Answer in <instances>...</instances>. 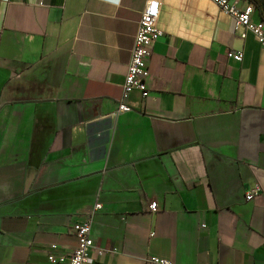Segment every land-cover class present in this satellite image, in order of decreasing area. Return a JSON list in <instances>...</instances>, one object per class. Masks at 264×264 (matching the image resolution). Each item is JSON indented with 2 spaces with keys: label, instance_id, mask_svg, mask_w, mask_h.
I'll return each instance as SVG.
<instances>
[{
  "label": "crops",
  "instance_id": "0c3cea01",
  "mask_svg": "<svg viewBox=\"0 0 264 264\" xmlns=\"http://www.w3.org/2000/svg\"><path fill=\"white\" fill-rule=\"evenodd\" d=\"M147 1L0 0V264L68 255L96 203L90 264H264V48L156 0L148 96L111 116Z\"/></svg>",
  "mask_w": 264,
  "mask_h": 264
},
{
  "label": "built area",
  "instance_id": "2783aa9c",
  "mask_svg": "<svg viewBox=\"0 0 264 264\" xmlns=\"http://www.w3.org/2000/svg\"><path fill=\"white\" fill-rule=\"evenodd\" d=\"M210 1L222 12L229 15L233 19L236 27H242L245 33H251L259 45L264 48V20L258 22L252 21L254 6L250 1L243 8H240L236 2H231L230 0ZM158 17L159 2L156 0H148L141 12L137 30L133 37V45L122 84L120 102L118 103L116 111L111 116L131 111V108L124 102L131 92L139 91L143 99L148 96V63L155 41L163 35V32L158 27ZM242 37H245V34ZM229 57H233L239 62L242 60L241 52L231 51L229 52ZM257 191L247 194L246 199H251ZM149 207L151 211L156 210L154 205H150ZM101 208V204L96 203L91 213L85 219L73 223L72 230L77 240L75 248L65 256L55 257L49 255L48 262L50 264H90L91 258L89 254L93 248V240L90 234L91 223L95 212ZM149 261L153 264H171L168 260L155 257L150 258Z\"/></svg>",
  "mask_w": 264,
  "mask_h": 264
},
{
  "label": "trees",
  "instance_id": "16d2710c",
  "mask_svg": "<svg viewBox=\"0 0 264 264\" xmlns=\"http://www.w3.org/2000/svg\"><path fill=\"white\" fill-rule=\"evenodd\" d=\"M248 1H250V2L253 4V6H254V11L257 10V11L259 12L260 19H261V20H264V13H263L262 10L259 8V6H258L255 2H253L252 0H248Z\"/></svg>",
  "mask_w": 264,
  "mask_h": 264
},
{
  "label": "rangeland",
  "instance_id": "374dc122",
  "mask_svg": "<svg viewBox=\"0 0 264 264\" xmlns=\"http://www.w3.org/2000/svg\"><path fill=\"white\" fill-rule=\"evenodd\" d=\"M252 1L255 2L264 13V0H252Z\"/></svg>",
  "mask_w": 264,
  "mask_h": 264
}]
</instances>
